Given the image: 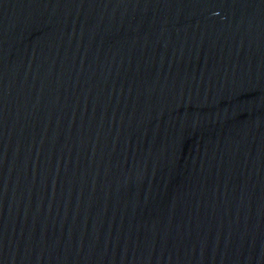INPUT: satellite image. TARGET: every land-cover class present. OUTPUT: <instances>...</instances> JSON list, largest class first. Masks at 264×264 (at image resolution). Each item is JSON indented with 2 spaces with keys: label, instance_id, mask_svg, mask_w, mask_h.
Here are the masks:
<instances>
[{
  "label": "water",
  "instance_id": "water-1",
  "mask_svg": "<svg viewBox=\"0 0 264 264\" xmlns=\"http://www.w3.org/2000/svg\"><path fill=\"white\" fill-rule=\"evenodd\" d=\"M0 264H264V0H0Z\"/></svg>",
  "mask_w": 264,
  "mask_h": 264
}]
</instances>
